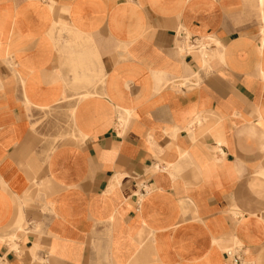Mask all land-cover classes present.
Segmentation results:
<instances>
[{
    "label": "crops",
    "instance_id": "0c3cea01",
    "mask_svg": "<svg viewBox=\"0 0 264 264\" xmlns=\"http://www.w3.org/2000/svg\"><path fill=\"white\" fill-rule=\"evenodd\" d=\"M0 264H264V0H0Z\"/></svg>",
    "mask_w": 264,
    "mask_h": 264
},
{
    "label": "rangeland",
    "instance_id": "374dc122",
    "mask_svg": "<svg viewBox=\"0 0 264 264\" xmlns=\"http://www.w3.org/2000/svg\"><path fill=\"white\" fill-rule=\"evenodd\" d=\"M64 116V121H61V125L63 126V133L60 134L61 138L66 137V135L68 136H73L74 132L72 130V125H71V113L70 112H65L64 114H62ZM68 129L67 133H65V130Z\"/></svg>",
    "mask_w": 264,
    "mask_h": 264
},
{
    "label": "built area",
    "instance_id": "2783aa9c",
    "mask_svg": "<svg viewBox=\"0 0 264 264\" xmlns=\"http://www.w3.org/2000/svg\"><path fill=\"white\" fill-rule=\"evenodd\" d=\"M227 255L231 256L235 263H240L241 258L233 248L228 249Z\"/></svg>",
    "mask_w": 264,
    "mask_h": 264
}]
</instances>
